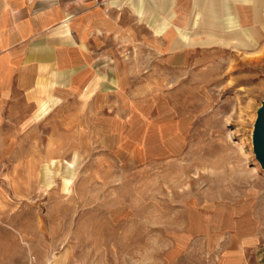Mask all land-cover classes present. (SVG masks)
<instances>
[{
	"label": "rangeland",
	"instance_id": "obj_1",
	"mask_svg": "<svg viewBox=\"0 0 264 264\" xmlns=\"http://www.w3.org/2000/svg\"><path fill=\"white\" fill-rule=\"evenodd\" d=\"M62 2L107 24L70 90L0 123V264H264V5L231 1L220 41L193 34L192 0ZM175 27L193 44L170 48Z\"/></svg>",
	"mask_w": 264,
	"mask_h": 264
},
{
	"label": "crops",
	"instance_id": "obj_2",
	"mask_svg": "<svg viewBox=\"0 0 264 264\" xmlns=\"http://www.w3.org/2000/svg\"><path fill=\"white\" fill-rule=\"evenodd\" d=\"M231 1L238 2L244 9L249 6L253 22L259 16L255 8L261 7L262 13L264 0H192L189 24L193 34L223 41L219 30L224 27L226 34L233 37L232 30L239 31L240 27H237L239 19L231 8ZM159 8L164 10V5L160 4ZM73 10L62 0H0V123L8 110L20 105L23 109L19 114L27 116L36 100L70 90L74 80L86 72L92 59L94 30L100 26L104 30L107 20L100 10L72 16ZM134 10L141 18L145 7L140 1L134 3ZM166 24L165 21L158 23L154 32H163ZM251 29L252 26L247 28ZM175 31L178 38L170 48L193 44L189 37L183 40L187 32L178 27ZM235 39L241 42L239 37ZM53 101L54 98L40 102L33 117L42 115Z\"/></svg>",
	"mask_w": 264,
	"mask_h": 264
},
{
	"label": "water",
	"instance_id": "obj_3",
	"mask_svg": "<svg viewBox=\"0 0 264 264\" xmlns=\"http://www.w3.org/2000/svg\"><path fill=\"white\" fill-rule=\"evenodd\" d=\"M250 140L253 156L264 172V99L260 101L255 110Z\"/></svg>",
	"mask_w": 264,
	"mask_h": 264
}]
</instances>
